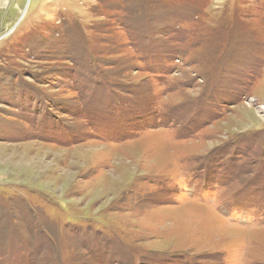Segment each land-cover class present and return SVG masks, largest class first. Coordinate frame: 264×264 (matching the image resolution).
Listing matches in <instances>:
<instances>
[{"label":"rangeland","instance_id":"obj_1","mask_svg":"<svg viewBox=\"0 0 264 264\" xmlns=\"http://www.w3.org/2000/svg\"><path fill=\"white\" fill-rule=\"evenodd\" d=\"M0 264H264V0H0Z\"/></svg>","mask_w":264,"mask_h":264}]
</instances>
